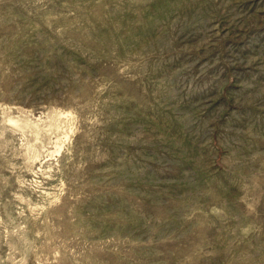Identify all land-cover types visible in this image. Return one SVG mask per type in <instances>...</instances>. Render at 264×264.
<instances>
[{
  "label": "rangeland",
  "instance_id": "obj_1",
  "mask_svg": "<svg viewBox=\"0 0 264 264\" xmlns=\"http://www.w3.org/2000/svg\"><path fill=\"white\" fill-rule=\"evenodd\" d=\"M0 264H264V0H0Z\"/></svg>",
  "mask_w": 264,
  "mask_h": 264
}]
</instances>
